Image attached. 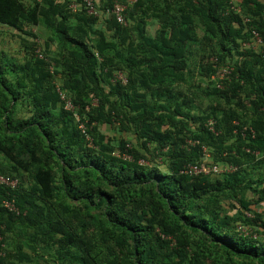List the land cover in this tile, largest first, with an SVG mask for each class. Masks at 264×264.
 Masks as SVG:
<instances>
[{
    "label": "trees",
    "instance_id": "trees-1",
    "mask_svg": "<svg viewBox=\"0 0 264 264\" xmlns=\"http://www.w3.org/2000/svg\"><path fill=\"white\" fill-rule=\"evenodd\" d=\"M72 1L0 0V264H264V0Z\"/></svg>",
    "mask_w": 264,
    "mask_h": 264
},
{
    "label": "built area",
    "instance_id": "built-area-1",
    "mask_svg": "<svg viewBox=\"0 0 264 264\" xmlns=\"http://www.w3.org/2000/svg\"><path fill=\"white\" fill-rule=\"evenodd\" d=\"M135 0H129V3L134 2ZM112 5L110 9H107L104 13L107 14H112L114 16V19L117 23L121 24V25H125V19H124V11L126 9V6L117 2V0H112ZM83 5V6H82ZM83 7L86 11L87 14L89 15H93V16H97L98 15V11L94 5V0H81V3L76 2L75 0H73L70 4H69V8L75 12L77 10H79V8ZM36 54L39 58H41V54L40 51L37 50ZM115 79L120 81L122 84L126 83V79L125 77L122 75V73H117L115 75ZM61 99H64V95L60 94ZM92 105H96V100H93ZM65 109L67 110H73V107L71 105V103L68 100H65ZM77 121H78V117H76ZM79 129L82 130V132H84V126L82 124L79 125ZM125 159H129V157L127 155H123L122 156ZM209 159L208 155H205L203 157V161L201 163L198 164H189V165H185L181 168L180 170V174H184L187 176H200V175H219L223 172H230L232 171L231 167H227V166H219L218 164H214V165H208L207 161ZM0 185L2 186H6L9 188H16L17 186V180L16 179H12L9 177H5L0 175ZM3 206L10 210V211H16L12 201L9 200H4L3 201ZM245 216L248 218L252 217V214L250 212H245Z\"/></svg>",
    "mask_w": 264,
    "mask_h": 264
},
{
    "label": "rangeland",
    "instance_id": "rangeland-1",
    "mask_svg": "<svg viewBox=\"0 0 264 264\" xmlns=\"http://www.w3.org/2000/svg\"><path fill=\"white\" fill-rule=\"evenodd\" d=\"M129 1V0H128ZM156 29V25L154 23H151L148 26V33L152 35ZM41 28H34L31 31L35 32V34L39 35V39H43V33H42ZM21 34H18L17 32H13L12 30H8L6 28H1L0 27V52H3L6 56H9L11 58H15L17 61L22 60V47L21 45L23 44V40H28L32 41L31 38L22 36ZM41 42V41H40ZM24 45V44H23ZM20 46V47H19ZM101 131L105 133L107 136L111 137L112 131H109V127H102ZM132 144L133 141H131ZM253 216V212H250ZM249 231V230H247ZM263 237V236H262Z\"/></svg>",
    "mask_w": 264,
    "mask_h": 264
},
{
    "label": "crops",
    "instance_id": "crops-1",
    "mask_svg": "<svg viewBox=\"0 0 264 264\" xmlns=\"http://www.w3.org/2000/svg\"><path fill=\"white\" fill-rule=\"evenodd\" d=\"M95 1L97 3L99 2V0H95ZM249 209L253 213H258V214L264 215V204H261V205H250ZM263 219H264V216H263Z\"/></svg>",
    "mask_w": 264,
    "mask_h": 264
}]
</instances>
